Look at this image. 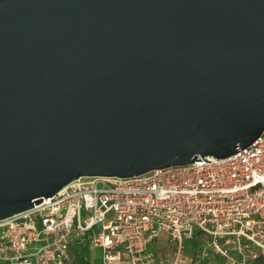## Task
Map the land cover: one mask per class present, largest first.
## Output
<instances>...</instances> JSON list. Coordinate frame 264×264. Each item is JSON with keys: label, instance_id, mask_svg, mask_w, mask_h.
<instances>
[{"label": "water", "instance_id": "1", "mask_svg": "<svg viewBox=\"0 0 264 264\" xmlns=\"http://www.w3.org/2000/svg\"><path fill=\"white\" fill-rule=\"evenodd\" d=\"M263 132L264 0H0V220Z\"/></svg>", "mask_w": 264, "mask_h": 264}, {"label": "built area", "instance_id": "2", "mask_svg": "<svg viewBox=\"0 0 264 264\" xmlns=\"http://www.w3.org/2000/svg\"><path fill=\"white\" fill-rule=\"evenodd\" d=\"M201 159L68 183L0 220V264H75L80 242L99 264H264V132L230 157ZM197 232L201 246L189 258L184 240ZM155 242L175 244L176 253L159 257Z\"/></svg>", "mask_w": 264, "mask_h": 264}, {"label": "trees", "instance_id": "3", "mask_svg": "<svg viewBox=\"0 0 264 264\" xmlns=\"http://www.w3.org/2000/svg\"><path fill=\"white\" fill-rule=\"evenodd\" d=\"M196 236H198V240L195 244V251H198L201 241L203 239V235L201 232H197ZM195 236V237H196ZM72 260L75 264H99L96 257V251L89 247L87 242H80L76 244L71 249ZM262 261V258H259ZM202 264H207L206 261H203Z\"/></svg>", "mask_w": 264, "mask_h": 264}, {"label": "rangeland", "instance_id": "4", "mask_svg": "<svg viewBox=\"0 0 264 264\" xmlns=\"http://www.w3.org/2000/svg\"><path fill=\"white\" fill-rule=\"evenodd\" d=\"M197 238H198V236H196L193 239L184 240V245H185L184 255L185 256H188L189 258L190 257L193 258L195 256V254L198 252V251H195V244L198 240ZM160 241H162V240H160ZM154 246H155V249L157 250V252L159 253V257L164 258L165 260L168 258H171L172 255H174L176 253L177 247L173 243L168 244L169 250L167 249V247H164V245L161 242L160 243L155 242ZM150 249L153 250V247L151 246ZM97 256L100 257L101 253L98 252Z\"/></svg>", "mask_w": 264, "mask_h": 264}]
</instances>
